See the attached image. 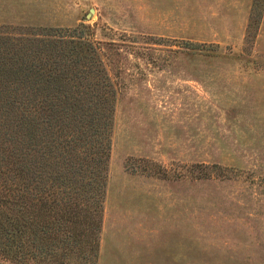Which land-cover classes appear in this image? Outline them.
Segmentation results:
<instances>
[{
  "label": "rangeland",
  "instance_id": "rangeland-1",
  "mask_svg": "<svg viewBox=\"0 0 264 264\" xmlns=\"http://www.w3.org/2000/svg\"><path fill=\"white\" fill-rule=\"evenodd\" d=\"M81 21L118 43L95 264H264V0H0Z\"/></svg>",
  "mask_w": 264,
  "mask_h": 264
},
{
  "label": "trees",
  "instance_id": "trees-1",
  "mask_svg": "<svg viewBox=\"0 0 264 264\" xmlns=\"http://www.w3.org/2000/svg\"><path fill=\"white\" fill-rule=\"evenodd\" d=\"M92 31L0 23L1 259L97 261L119 89Z\"/></svg>",
  "mask_w": 264,
  "mask_h": 264
},
{
  "label": "water",
  "instance_id": "water-1",
  "mask_svg": "<svg viewBox=\"0 0 264 264\" xmlns=\"http://www.w3.org/2000/svg\"><path fill=\"white\" fill-rule=\"evenodd\" d=\"M93 10H94V9L91 7L89 11H93ZM88 13H90V12H88Z\"/></svg>",
  "mask_w": 264,
  "mask_h": 264
}]
</instances>
